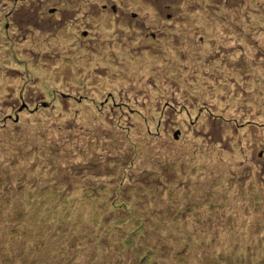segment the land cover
Wrapping results in <instances>:
<instances>
[{"label":"rangeland","instance_id":"obj_1","mask_svg":"<svg viewBox=\"0 0 264 264\" xmlns=\"http://www.w3.org/2000/svg\"><path fill=\"white\" fill-rule=\"evenodd\" d=\"M0 264H264V0H0Z\"/></svg>","mask_w":264,"mask_h":264}]
</instances>
